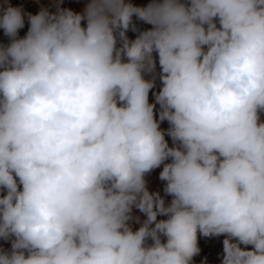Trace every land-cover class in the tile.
<instances>
[{"label":"clouds","instance_id":"obj_1","mask_svg":"<svg viewBox=\"0 0 264 264\" xmlns=\"http://www.w3.org/2000/svg\"><path fill=\"white\" fill-rule=\"evenodd\" d=\"M133 17L152 27L130 40ZM27 21L0 3V264H193L198 233L224 236L221 264H264V0ZM161 165L167 206L145 179Z\"/></svg>","mask_w":264,"mask_h":264},{"label":"built area","instance_id":"obj_2","mask_svg":"<svg viewBox=\"0 0 264 264\" xmlns=\"http://www.w3.org/2000/svg\"><path fill=\"white\" fill-rule=\"evenodd\" d=\"M69 1H72V0H12V2L8 1L14 7H21L25 13V26L19 30V36L23 37L26 34V32L28 31V27H29V24L27 21V14L28 13L36 14L41 9H48L50 12H56L57 11V5H59L60 8H63L66 5V3H68ZM78 1H82L86 5L89 2V0H78ZM130 2L136 6L143 7L140 4L139 0H130ZM0 3H3V0H0ZM133 23H134V25L138 31L134 32L130 29L127 32V36L130 40L135 39L136 36L139 34V32L149 30L152 27V25L147 24L143 21H140L136 17H133ZM7 43H9V38L7 36H5L3 30L0 29V44H7ZM155 55L156 54L154 53V56ZM159 71H160V67H159V63H158V57H156V76H157L156 80H159V76H158ZM146 78H151V77L146 76ZM261 118L264 119V115H262ZM131 215H132V213H131ZM132 217H133V215H132ZM145 219H146V216H145ZM143 222L140 223L134 229V231L137 230L143 224ZM161 239L163 241L166 238H164L162 236ZM149 243H151V240H149ZM10 248L8 250H10ZM222 253H223V244H219V245H216L214 247H207L205 249L200 250L199 254L193 257V264H202V262H203V264H221Z\"/></svg>","mask_w":264,"mask_h":264},{"label":"crops","instance_id":"obj_3","mask_svg":"<svg viewBox=\"0 0 264 264\" xmlns=\"http://www.w3.org/2000/svg\"><path fill=\"white\" fill-rule=\"evenodd\" d=\"M9 2H12V0H8ZM77 3L79 5H81L83 8L86 7V4L84 3H78L77 1H69L68 3H66V6L69 3ZM140 4L142 6H146L148 3L151 2V0H139ZM160 80H156V84L155 87L152 89V91H150L149 93V102L150 103H154L155 102V96L153 95V93L158 92L160 89ZM156 112H157V119H158V112H159V105H156ZM161 129L166 130L169 127V124L167 121H164L160 124ZM165 139L168 141L169 146H172V140L171 137L169 136H165ZM170 162V161H169ZM163 165H161V167L154 169L152 172H150L149 174L146 175L145 179L147 182V188L150 192H158L160 194L161 197L164 198L166 206L168 204H170L172 197L167 195L164 192V187H165V181L160 180L159 178V174L162 171ZM132 215H133V219L129 222L131 228L134 230L140 223H142L145 219V214L140 212L138 209L133 208L132 210ZM138 218V220H137ZM163 219H167L166 216L163 215H158L157 220H163ZM223 239L224 236H219V237H204L202 235H199L198 233V246L200 248V250L205 249L207 247H214L216 245L219 244H223ZM11 247V241L10 240H3L0 239V248L3 250H8Z\"/></svg>","mask_w":264,"mask_h":264},{"label":"rangeland","instance_id":"obj_4","mask_svg":"<svg viewBox=\"0 0 264 264\" xmlns=\"http://www.w3.org/2000/svg\"><path fill=\"white\" fill-rule=\"evenodd\" d=\"M75 1H76V0H75ZM77 2H78V3H81V4H82V3L84 4V2H82V1H78V0H77ZM63 9H71L73 12H82L84 8H83L81 5L72 2V3H69L67 6L65 5V6L63 7Z\"/></svg>","mask_w":264,"mask_h":264}]
</instances>
